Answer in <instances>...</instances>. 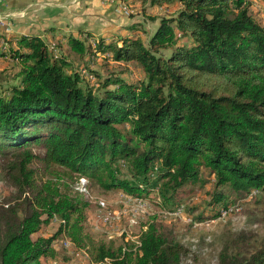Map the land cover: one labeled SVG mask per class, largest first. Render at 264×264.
<instances>
[{
    "label": "trees",
    "instance_id": "16d2710c",
    "mask_svg": "<svg viewBox=\"0 0 264 264\" xmlns=\"http://www.w3.org/2000/svg\"><path fill=\"white\" fill-rule=\"evenodd\" d=\"M117 2L176 7L174 16L158 18L146 45L94 38L113 62L141 69L137 84L90 82L75 63L87 65L89 35H66L55 51L36 36L0 48L10 62L0 72V149H11L0 152L9 188L0 199V264H48L42 260L54 259L57 235L75 251L89 245L90 264H181L187 250L153 219L136 244L91 243L80 177L132 198L154 192L159 210L171 213L187 184L210 183L213 209L264 191V27L251 17L249 0ZM177 33L190 46L177 45ZM210 77L224 85L221 92L205 88ZM53 219V236L32 238ZM216 264H264V242L247 255L224 247Z\"/></svg>",
    "mask_w": 264,
    "mask_h": 264
},
{
    "label": "rangeland",
    "instance_id": "374dc122",
    "mask_svg": "<svg viewBox=\"0 0 264 264\" xmlns=\"http://www.w3.org/2000/svg\"><path fill=\"white\" fill-rule=\"evenodd\" d=\"M78 2V0H71L70 4L78 7ZM109 2L110 0H107L108 6H111ZM249 2L248 9L251 17L264 27V0H249ZM115 8L112 19L106 16L101 21L106 24L96 25V28L102 27V32L109 35L105 34V38L108 37L105 41L115 43L119 41V38L130 37L142 40L145 45L157 26L158 18L172 17L176 10L175 6L172 8L142 7L136 2H118ZM82 9L80 7L74 13ZM83 38H86L83 42L87 55L90 54V56L84 59L87 65L86 63H75L84 66L93 85L105 79L119 77L133 84L143 80L142 71L135 63H115L108 52L97 51L94 38L89 36ZM45 42L54 50L60 40L53 39V35H50ZM175 42L184 47L191 44L187 36H181L179 33L175 34ZM0 45L6 47L5 52L8 46L12 49L17 46L15 41L8 43L6 40L5 42L0 41ZM63 51L65 52L66 49ZM161 52L164 55L168 54L166 51ZM0 63L2 66L3 63ZM14 71L9 73L13 74ZM223 87L224 85L217 77L207 78L205 83V88L212 90L213 93L221 92ZM30 148L35 152L38 149L35 146ZM9 151L11 149H0V152ZM201 177L203 182L209 180L204 171ZM79 179L78 189L83 193V198L89 205L85 213L86 221L83 231L90 237V242L93 244L101 241L112 249L125 242L136 244L140 231H143L152 219L162 226L167 235H171L187 250V254L181 259V264H216L217 256L224 247H227L231 253L247 255L264 242V191L252 189L244 198L230 197L225 207L217 205L213 209L207 205L206 193L211 190L210 183L187 184L176 195L178 204L181 206L175 213H171L159 210L155 205L157 199L154 192L132 198L117 191L104 192L91 180L87 182L84 177ZM8 192L9 188L0 177V199L7 196ZM212 211L217 212V216L214 219H207L212 215ZM200 216L206 220H195ZM58 224L57 220H51L42 226L32 238L53 236L57 232ZM65 239L63 235L55 237L52 243L54 259H43V263L90 264L91 247L87 245L84 249L75 251Z\"/></svg>",
    "mask_w": 264,
    "mask_h": 264
},
{
    "label": "crops",
    "instance_id": "0c3cea01",
    "mask_svg": "<svg viewBox=\"0 0 264 264\" xmlns=\"http://www.w3.org/2000/svg\"><path fill=\"white\" fill-rule=\"evenodd\" d=\"M78 1L77 7L70 4L71 0H3L0 5V20L3 22L0 25V41L16 42L21 36H36L45 41L50 35L60 40L59 43L65 42L66 35H89L105 41L107 33L102 32V27L96 28V25L104 23L101 21L106 16L113 18L117 0H110L111 6H108L107 0ZM80 7L83 9L74 13ZM0 62L3 63L2 66L0 63L1 72L8 62L1 57Z\"/></svg>",
    "mask_w": 264,
    "mask_h": 264
},
{
    "label": "built area",
    "instance_id": "2783aa9c",
    "mask_svg": "<svg viewBox=\"0 0 264 264\" xmlns=\"http://www.w3.org/2000/svg\"><path fill=\"white\" fill-rule=\"evenodd\" d=\"M3 0H0V4L2 3ZM0 25H3V22L0 20Z\"/></svg>",
    "mask_w": 264,
    "mask_h": 264
}]
</instances>
